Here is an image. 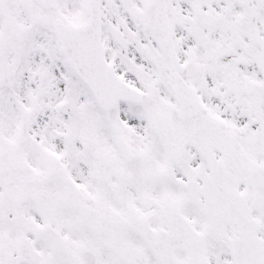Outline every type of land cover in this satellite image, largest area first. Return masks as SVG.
Here are the masks:
<instances>
[{"label": "snow or ice", "instance_id": "snow-or-ice-1", "mask_svg": "<svg viewBox=\"0 0 264 264\" xmlns=\"http://www.w3.org/2000/svg\"><path fill=\"white\" fill-rule=\"evenodd\" d=\"M0 264H264V0H0Z\"/></svg>", "mask_w": 264, "mask_h": 264}]
</instances>
